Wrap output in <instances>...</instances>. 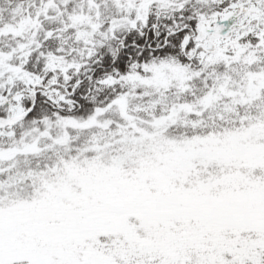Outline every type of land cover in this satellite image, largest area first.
Instances as JSON below:
<instances>
[{
  "label": "snow or ice",
  "instance_id": "obj_1",
  "mask_svg": "<svg viewBox=\"0 0 264 264\" xmlns=\"http://www.w3.org/2000/svg\"><path fill=\"white\" fill-rule=\"evenodd\" d=\"M0 264H264V0H0Z\"/></svg>",
  "mask_w": 264,
  "mask_h": 264
}]
</instances>
